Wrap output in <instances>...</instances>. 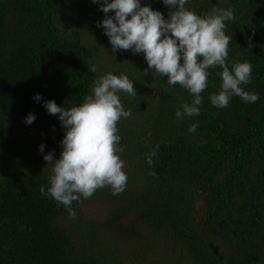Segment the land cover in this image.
<instances>
[{
  "label": "trees",
  "instance_id": "obj_1",
  "mask_svg": "<svg viewBox=\"0 0 264 264\" xmlns=\"http://www.w3.org/2000/svg\"><path fill=\"white\" fill-rule=\"evenodd\" d=\"M141 5L169 18L163 0ZM186 7L198 15L233 10L227 63L230 70L251 63V83L241 87L258 93L257 102L233 96L227 108L213 106L222 84L215 67L200 114L177 118L191 94L148 69L143 53L113 51L97 26L106 18L100 3L0 0V264H151L159 249L167 264H264V0H188ZM108 72L127 75L137 90L119 93L131 110L118 124L127 187L89 198L107 202L105 220L85 218L83 197L72 218L40 193L52 175L43 157L59 159L66 134L44 104L79 106Z\"/></svg>",
  "mask_w": 264,
  "mask_h": 264
},
{
  "label": "clouds",
  "instance_id": "obj_2",
  "mask_svg": "<svg viewBox=\"0 0 264 264\" xmlns=\"http://www.w3.org/2000/svg\"><path fill=\"white\" fill-rule=\"evenodd\" d=\"M100 3L106 18L97 24L105 30L109 42L116 50H132L144 54L148 69L160 77H167L169 86L177 84L188 90L190 103H183L177 110V118L195 117L200 114L202 92L208 87L209 69L219 67L222 78L221 90L212 94L210 100L217 108H227L233 96L246 103H255L259 94L245 91L241 85L251 83L250 62H236L231 70L227 60L231 37L225 34L226 21L233 20L231 8H214L206 15H198L186 7L188 0H163L171 11L169 18L150 5H141V0H92ZM113 13V14H110ZM89 71L97 72L91 65ZM148 75V70H145ZM135 97L137 90L127 75L108 72L93 82L91 94L79 106L65 108L54 100L44 107L50 115L59 114L66 130L61 141L63 150L59 159L54 154L44 155L52 166L50 186L40 187L41 195H47L64 205L70 217L75 218L74 201L91 198L98 190L110 187L113 195L121 194L127 187L128 176L119 147L121 137L118 124L122 118L131 116L125 110L119 93ZM39 101L42 97H34ZM35 115L29 114L27 124H32ZM198 124L188 131L194 133ZM44 145L40 146L43 153ZM155 150L148 154L147 163L153 165ZM154 175V173H149Z\"/></svg>",
  "mask_w": 264,
  "mask_h": 264
},
{
  "label": "rangeland",
  "instance_id": "obj_3",
  "mask_svg": "<svg viewBox=\"0 0 264 264\" xmlns=\"http://www.w3.org/2000/svg\"><path fill=\"white\" fill-rule=\"evenodd\" d=\"M107 202L100 199H88L84 202L85 218L90 221L105 220L108 217ZM173 259V256H172ZM151 264H167L169 263V256L163 250L159 249L158 253L154 254L149 259Z\"/></svg>",
  "mask_w": 264,
  "mask_h": 264
}]
</instances>
